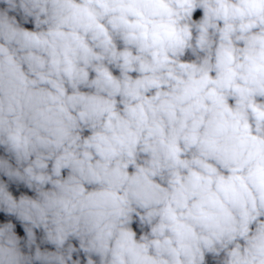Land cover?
<instances>
[{
    "label": "clouds",
    "instance_id": "9594fccd",
    "mask_svg": "<svg viewBox=\"0 0 264 264\" xmlns=\"http://www.w3.org/2000/svg\"><path fill=\"white\" fill-rule=\"evenodd\" d=\"M0 264H264V0H0Z\"/></svg>",
    "mask_w": 264,
    "mask_h": 264
}]
</instances>
